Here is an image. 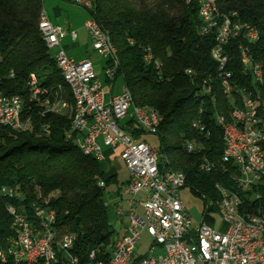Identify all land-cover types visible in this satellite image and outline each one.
Wrapping results in <instances>:
<instances>
[{"label": "trees", "instance_id": "1", "mask_svg": "<svg viewBox=\"0 0 264 264\" xmlns=\"http://www.w3.org/2000/svg\"><path fill=\"white\" fill-rule=\"evenodd\" d=\"M91 1L88 14L115 50V79L122 78L135 106L154 109L161 116L157 133L161 165L182 173L184 185L203 196L204 220L210 223L208 214L217 213L218 187L239 191L230 187L238 185L237 171L221 160L223 141L214 118L229 120L231 106L224 80L217 76V66L210 58L214 39L200 34L197 4L184 0ZM216 5L222 14L236 13L234 20L260 30L264 26V0H216ZM42 9L43 0H0V90L22 97L23 119L32 117L27 132L0 128V189L19 187L26 195L25 204L36 201L38 195L48 199L56 227L77 236L71 250L77 264H88L92 252L96 259H105L113 243L103 196L115 176L66 136L71 125L67 110L75 109V103L39 31ZM255 47L256 62L264 74V37ZM232 58L233 82L250 84V78L241 73L236 53ZM33 77L50 100L63 101L66 111L39 115V107L48 98L37 99L35 105L29 95ZM207 86L210 100L204 94ZM258 88L264 98V82ZM199 117L205 132L195 125ZM42 124L49 125V135L43 133ZM187 143L195 144L193 152H187ZM11 203L16 202L0 194V250L8 247L13 236L12 217L7 212ZM245 204H249L246 197ZM256 206L264 208V199L246 207Z\"/></svg>", "mask_w": 264, "mask_h": 264}, {"label": "built area", "instance_id": "2", "mask_svg": "<svg viewBox=\"0 0 264 264\" xmlns=\"http://www.w3.org/2000/svg\"><path fill=\"white\" fill-rule=\"evenodd\" d=\"M70 1L90 10L91 0ZM184 1L197 4L201 21L200 34L214 39L210 58L217 66V76L224 80L231 114L238 118V127L218 125L223 141L221 160L235 167L239 184L230 187L246 192L247 205L251 206L264 199V176H247L241 167H237V151L246 149L247 158L253 164L264 166V103L258 102V95H261L258 84H252V70H258L255 46L264 37V26L260 30L234 20L236 13H215L209 0ZM84 28L91 39L93 50L109 59L110 63L106 64L104 73L107 79L114 80L117 68L112 52H107L91 16L85 20ZM42 30L44 38H48L49 48L53 49L55 61L65 68V73L76 82L79 91L78 108L67 110V113H71L72 122L69 141L83 144L87 152L100 158V161L104 158L103 148L117 149L129 175L124 195L131 198L143 195V214H137L134 209L127 213L129 224L124 234L113 241L108 256L102 260H109V264H264V235H257L242 225L234 226L232 219L231 222H222L221 228L215 230L204 220L207 213L202 215L198 228H192L190 217L179 196L180 189L186 186L180 183V177H174L168 168L161 165L158 150L144 140L145 135H155L157 122H154L152 113H135L128 105L123 88L118 94L107 98L105 87L95 73L92 61L88 58L77 60L67 55L60 46V40L66 34L72 39L76 38L74 31L67 32L53 24L48 14H44ZM242 33H250L252 43L242 42ZM234 53L242 75L250 78V84L233 82ZM204 94L208 95V86ZM29 95L33 97L35 105L37 99L48 98V106L39 107L41 117L49 114V111L60 114L63 101L50 100L47 90H36L33 80ZM9 99H16V111H9ZM22 100L18 95H5L0 90V128H8L13 132H27L31 129L24 127L20 119ZM202 113L200 110L199 114ZM30 120L32 125L31 115ZM195 125L205 132L200 117L195 120ZM40 128L45 135H49L48 124H42ZM185 148L188 153L195 150L187 144ZM101 187H104L102 181ZM0 194L15 200L16 203L7 206V212L11 217H16L14 226L22 229L28 245V252H18L13 244V254H22V262L19 264H77V258L71 254L77 236L56 227L55 212L49 207L48 199L38 195L36 201L25 204L26 195L19 187H2ZM224 198L229 207L254 209V216H251L253 219H256V210H264L260 206L248 208L245 201L231 202L229 198ZM115 210L121 220L124 216L122 208L116 206ZM34 216L43 217V226L50 227V236H43L41 231L35 230ZM143 233L151 238L153 245L161 248L160 254L136 257ZM7 263L8 260L2 257L0 264ZM89 264H101V260L96 259V252L93 259H89Z\"/></svg>", "mask_w": 264, "mask_h": 264}, {"label": "bare ground", "instance_id": "3", "mask_svg": "<svg viewBox=\"0 0 264 264\" xmlns=\"http://www.w3.org/2000/svg\"><path fill=\"white\" fill-rule=\"evenodd\" d=\"M209 1L215 13H220L216 5V0H209ZM91 8H92V1H90V9ZM44 14H47V13L44 9H42L40 16H39L38 28L42 35L43 41L45 42L46 47L51 51L52 57L54 59L53 49L49 48L48 38H44V32L42 30ZM94 22L96 24V27L99 29L101 37L103 38V44L106 47L107 52H112V58H113L115 55V50L112 47L113 44L110 43L108 35L100 28V26L96 23L95 20ZM242 40L244 43H252V36L250 35V33H242ZM149 58L150 56L148 55L146 59L148 60ZM55 64L57 68L59 69L64 82L67 84V86L71 90L73 100L75 103V109H77L78 104H79V91H78L76 82L69 78V75L65 73V68L62 67V65H60L57 61H55ZM257 69L258 70H252V84H258L259 86L262 84V82H264V74H262L261 67L258 63H257ZM32 80H33V86L36 88V90H40L36 86V80L34 77L32 78ZM31 85H32V82H31ZM223 86H224V83H223ZM208 92H209V89H208ZM124 93H125V98H127L128 100V105L132 108V110H134L135 113L139 115H151L152 113L154 122H157L156 127H155V135H157L159 125L161 122V116L154 109L141 108V107L135 106L133 104L131 94L125 87H124ZM258 102L264 103V98H261V95H258ZM43 106H48V99L43 103ZM61 107L65 109L66 105L63 104V106H60V108ZM63 108L62 110H64ZM9 111H16V99H9ZM61 112L63 111H60V113ZM229 112H230L229 120L225 119L224 117L219 116L216 119L217 124L220 126L238 127V118H236L233 114H231V109ZM49 113H57V112L49 111ZM20 119H21V122L24 123V127H30V120L25 119V118L23 119V102H21ZM71 130H72V122H71L69 130L66 132V136L68 138H69V132ZM74 144L83 153L95 158L94 154L87 152L86 146H84L83 144H76V143ZM159 157H160V154H159ZM237 158H238L237 167H241L243 172L247 173V176H255V174L257 176H264V166H262L261 164H253V162H251V160L247 158L246 149H239V151H237ZM95 159L97 161L100 160V158H95ZM170 172L174 175V177H180V183L184 185L185 178L182 173L175 172L172 170H170ZM237 183L239 184V177L237 179ZM99 185L101 186V183H99ZM218 188L220 191V199L218 202H216V205H217V212L219 216L221 217L222 222H231V219H232L234 226L242 225L243 228L250 229L257 235H264V212H262V210H257L256 219H253L251 216H254V212L246 208L229 207L228 201L225 200L224 198V196L226 198H229L231 202H242V201H245L246 192H242V195H240L239 192L234 191V190L223 189L220 187ZM34 223H35L36 231H41V234H43V236H50V227L43 226L42 216H34ZM14 225H16V217H12V225H11L12 232H13V236H12L13 243L9 240L8 247L3 250H0V260L3 257V260H8L7 264H19V262H22V254H13V244L15 245V248L17 249L18 252H28V245H26L22 229L15 228ZM93 256H94V252H92L89 255V259H93ZM101 264H109V260H101Z\"/></svg>", "mask_w": 264, "mask_h": 264}, {"label": "crops", "instance_id": "4", "mask_svg": "<svg viewBox=\"0 0 264 264\" xmlns=\"http://www.w3.org/2000/svg\"><path fill=\"white\" fill-rule=\"evenodd\" d=\"M66 1L73 3L70 0H66ZM67 6L68 5L63 4V3H56V5L52 8H49L48 11L45 9L44 10L48 14L49 19L53 24L61 26L67 32L74 31L76 33L75 39H72L68 34H66L65 36H63L61 38L60 46L64 50V52L67 55L72 56L77 60H82V59H86V58L90 59V51H89L90 47H89L88 43L91 42V39H90L86 29L84 28V22L85 21L83 23L79 24L78 21L76 22V20L73 19V17L71 18V14H70L71 11L66 10L68 8ZM65 13H66V16H65ZM83 29H85L88 39L84 37ZM91 44H92V42H91ZM115 80L116 79L112 80V82H108V88L105 89L107 98H109L111 95H116L120 92V90L114 92ZM103 155H104L103 160L98 161V162H100L101 168L110 176H115V182L105 189V191H107V189H108V191H107L108 195L104 199L105 206H106L107 210H108V208H110L112 210V214H113L112 216L114 217V220H116V224L118 225V231L116 232L117 235L115 237H112L113 241H114L115 239L119 238L120 236H122L124 234L125 228L129 224L127 213L131 209H134L135 212L139 215L143 214V209L141 206V201L143 199V195L138 194L134 198H131V197L124 195L123 190H124L125 185L128 181L129 175H128L125 182H121L118 178L117 171L114 169V167L111 166V162H112L113 157H115V159L118 158L120 160L119 151L117 149L111 150L108 148H103ZM122 165H123V163H122ZM116 206H120L124 212V216L122 217L121 220L117 216V214L115 213V211H116L115 207ZM209 218H210V220H212L211 222L213 223L214 217L211 216V213H209ZM109 225L111 226V229L115 232L114 227L110 223H109ZM157 250H159V253H156ZM160 253H161V248L158 246L152 245L149 249V252L144 256L156 255V254H160ZM135 254H136L137 258L144 257V256H139L137 253H135Z\"/></svg>", "mask_w": 264, "mask_h": 264}, {"label": "rangeland", "instance_id": "5", "mask_svg": "<svg viewBox=\"0 0 264 264\" xmlns=\"http://www.w3.org/2000/svg\"><path fill=\"white\" fill-rule=\"evenodd\" d=\"M56 3H63V4L68 5L67 6L68 8L66 10L71 11L70 12L71 18L73 17V19L76 20V22L78 21L79 24L83 23L89 17L88 11L85 8L75 5L71 2H67L66 0H43V8L48 11L49 8L54 7ZM65 16H66V13H65ZM83 35L85 38H87L85 29H83ZM88 45L90 47V50H89L90 60L92 61L94 65L95 73L97 74L98 78L102 82L105 89H107L108 82L106 81L104 68L107 62L109 61V59L104 58L103 56L99 55L96 51H94L91 42H89ZM122 88L124 89L122 78L117 77L115 80V84H114V92L119 91ZM62 108L63 107L60 108L61 109L60 111L64 112L66 108L65 109L63 108L64 110H62ZM144 139L148 144H150V146L153 149L155 150L159 149V139L157 135H145ZM187 145L192 146V147L195 146L194 143H187ZM111 166L114 167V169L117 171L119 180L121 182H125L128 177V172L122 165L121 160H119L118 158L115 159V157H113ZM107 191H105L104 193V196H103L104 199L108 195ZM179 196L184 204L185 209L188 212V215L191 220L192 228L193 229L198 228V226L202 222V217H203L202 215H203V211L206 206L203 196L198 195L197 193L192 191L189 187H184L180 189ZM211 202H212L211 199H207L208 205H211L212 204ZM112 215H113L112 210L108 208L107 217H108L109 223L114 227L115 232L112 237H115L117 235L116 232L118 231V225L116 224V220H114V217ZM211 216L214 217V222L213 223L208 222L207 224L211 226L212 228H214L215 230H219L221 228V223H222L221 217L219 216L218 212L211 213ZM152 245H153V242L151 238L146 233H144L141 237V240L139 241L136 253L139 256H144L149 252V249ZM156 253H159V250H157Z\"/></svg>", "mask_w": 264, "mask_h": 264}]
</instances>
